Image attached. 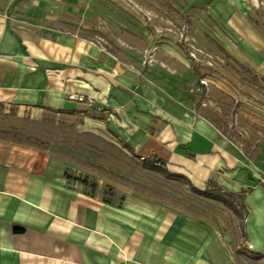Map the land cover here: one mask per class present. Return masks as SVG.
Masks as SVG:
<instances>
[{"label":"crops","instance_id":"obj_1","mask_svg":"<svg viewBox=\"0 0 264 264\" xmlns=\"http://www.w3.org/2000/svg\"><path fill=\"white\" fill-rule=\"evenodd\" d=\"M16 1L0 0L1 105L86 113L191 188L249 191L240 232L220 230L156 202L104 198L71 178L67 160L0 138V264H264V184L245 152L188 104L137 83L99 44L21 20Z\"/></svg>","mask_w":264,"mask_h":264},{"label":"rangeland","instance_id":"obj_2","mask_svg":"<svg viewBox=\"0 0 264 264\" xmlns=\"http://www.w3.org/2000/svg\"><path fill=\"white\" fill-rule=\"evenodd\" d=\"M14 5L17 11L10 12L21 20L99 44L137 83L204 115L255 163L262 183L264 0H17ZM0 138L67 160L71 178L94 185L104 198H140L209 218L220 230H241L239 197L234 203L241 215L199 195L185 179L143 166L86 113L49 110L32 116L0 104Z\"/></svg>","mask_w":264,"mask_h":264},{"label":"trees","instance_id":"obj_3","mask_svg":"<svg viewBox=\"0 0 264 264\" xmlns=\"http://www.w3.org/2000/svg\"><path fill=\"white\" fill-rule=\"evenodd\" d=\"M244 71L248 72L247 69H244ZM201 90H202L201 91V93H202L204 91V87L202 85H201ZM141 161H142L143 166H145V167H147L149 169H152V170L161 172L162 174H164L167 177L184 179L180 175L170 173L164 167V161H162L161 159H159L157 157H153L152 159L143 158V159H141ZM192 189L196 193H198L199 195H201V196H204L206 198H210L212 200H216V201L221 202L222 204H224L225 206H227L228 208H230L231 210H233L235 212H236V207L234 205L235 198L236 197H239V198L243 199L245 193L249 191V189H247V190H241L240 193H239V195L235 196L233 194L221 192L219 190H216L215 188L198 190L195 187H192ZM253 256H257V255H253Z\"/></svg>","mask_w":264,"mask_h":264},{"label":"built area","instance_id":"obj_4","mask_svg":"<svg viewBox=\"0 0 264 264\" xmlns=\"http://www.w3.org/2000/svg\"><path fill=\"white\" fill-rule=\"evenodd\" d=\"M262 183H264V179H260Z\"/></svg>","mask_w":264,"mask_h":264},{"label":"water","instance_id":"obj_5","mask_svg":"<svg viewBox=\"0 0 264 264\" xmlns=\"http://www.w3.org/2000/svg\"><path fill=\"white\" fill-rule=\"evenodd\" d=\"M16 229H17V230H19V229H20V227H16Z\"/></svg>","mask_w":264,"mask_h":264}]
</instances>
